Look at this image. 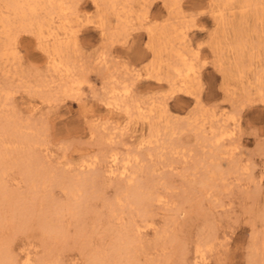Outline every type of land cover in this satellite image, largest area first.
Returning a JSON list of instances; mask_svg holds the SVG:
<instances>
[{
	"label": "rangeland",
	"instance_id": "rangeland-1",
	"mask_svg": "<svg viewBox=\"0 0 264 264\" xmlns=\"http://www.w3.org/2000/svg\"><path fill=\"white\" fill-rule=\"evenodd\" d=\"M70 1L75 12L70 24L78 32L69 39L67 54L69 62L74 59L70 65L79 85L74 84L69 96L55 92L60 80L49 67L46 54L32 33L20 32L7 55L0 56V124H16L21 132L32 134L37 142L31 149L39 165L62 175L61 180L96 173V190L82 217L64 213L63 237L48 238L38 213L69 198L56 185L31 194L19 168L12 166L5 177L7 188L22 193L38 209L20 222L0 202L4 218H0V246H8L18 260L29 251L36 260L32 264H87L93 251L109 250L115 229L129 225L134 218L139 225L129 244L134 264H196V246L205 239L207 264H264V100L256 91L264 84V0L247 4L243 0H177L174 4L169 0H132L127 33L113 39L102 33L92 0ZM149 26L158 36L153 43ZM3 41L0 32V47ZM155 49L159 52L156 61ZM172 49L193 60L197 70L190 83L193 93L171 92L163 78ZM100 52L106 56L104 63ZM137 72L141 74L138 77ZM117 81L130 83L128 101L143 109L133 106L126 113L105 103L107 90ZM6 91L7 99L3 96ZM230 115L236 123L238 152L243 150L239 153L242 168L200 193L197 180L205 169L209 146L198 140L195 129L199 127L210 138L212 131L231 127L232 121L224 120ZM167 120L174 121L176 128L167 127ZM151 125L158 136L141 144ZM4 140L8 150L19 145L15 138ZM24 143L17 147L21 161L28 148ZM110 151L131 155L133 166L127 177L107 176L104 169ZM93 157L97 162L91 170L81 166ZM128 177L153 185L162 200L153 202L145 216L126 208L121 218H109V205ZM252 256L259 260L253 261Z\"/></svg>",
	"mask_w": 264,
	"mask_h": 264
},
{
	"label": "bare ground",
	"instance_id": "bare-ground-1",
	"mask_svg": "<svg viewBox=\"0 0 264 264\" xmlns=\"http://www.w3.org/2000/svg\"><path fill=\"white\" fill-rule=\"evenodd\" d=\"M169 1H171L170 2L171 4L172 3L174 4V3H176L177 0H169ZM249 1L250 0H243L244 4H247ZM92 2L98 10V15H96V16H98L97 23H98L99 27L101 28V31L103 34L104 33L108 34L109 35L108 37L113 39L117 35H120L122 32L125 33V30L127 29V24L129 21L128 16L131 15V13H132V9L130 6L132 0H92ZM0 7H1V9H0L1 31L0 32L4 36V41L0 47V56L5 55V54L7 55V53L9 52V50L11 48V45L14 44L16 37L20 32L32 33L34 35V37L36 38V40L38 41L39 47L46 54V56H47L46 61L48 62L49 67L52 69V71L55 72V74L57 73V75L59 77L58 79L60 81L58 82L56 80L59 84H58L57 90L55 92H58L61 95L63 94V95L69 96V94H71L72 91H74L73 86H75L77 83L80 82V79H77L76 77H73L74 75H72L73 74V71H72L73 68H71L70 62L73 61L74 59L69 62V55L67 54L69 39L73 35H75V33L78 32L77 30H76L77 32L75 30H73L74 26H72L70 24V22H71L70 16H72V14L75 13L74 7H73V5H71V1L70 0H0ZM145 12H146V10H145ZM142 14H143V12H142ZM86 20H88V19H86ZM90 20H92V19H90ZM87 22L91 23L90 21H87ZM111 22L113 23V26L109 25V23H111ZM154 23L155 22H153V24ZM80 26H77V27L80 29ZM145 27H147V25ZM136 29H138V28L136 27ZM148 33H149L151 43H153L154 40H156V37H158L156 35V30L154 29V27L149 26L148 27ZM125 34H123V35H125ZM184 34H182V35H184ZM74 40H75V36H74ZM103 40H102V42H103ZM70 42H72V40ZM104 45L106 46L107 44H104ZM74 46L75 45H73L72 47H74ZM100 53H101V57H102V58H100V62L101 63L106 62V56L102 52H100ZM158 53H159L158 50L155 49L154 50V57H155L154 61H156L158 59ZM151 58H152V56H151ZM192 61H193L192 58L188 57L181 50L172 49V56L167 58V61H166L167 70H166L165 74L163 75L164 76L163 78H165L166 81L169 83V85L172 87L171 92L172 91H174V92L180 91V92H184V93H193L190 83H191L193 78L195 79L196 74H197V70H196ZM105 67L107 68L106 65H105ZM160 67H162V66H160ZM140 75L141 74L139 72L136 73V77H138ZM158 78H160V77H158ZM51 80H52V78H51ZM51 80L49 79L48 81H51ZM53 80H55V79H53ZM124 81H122V82H124ZM122 82L117 81L115 84H112V86L107 90L108 97L106 98L107 100L105 101V103L107 105L113 106L117 109H123L126 113H130V109L133 106L137 107V109H143L139 105H134V104L130 103L129 102L130 100L128 101V95L130 94V91H131L130 83H122ZM77 85H79V84H77ZM30 86H31V84H30ZM34 86L31 89H33ZM6 89H8V88H6ZM48 90H50V89H48ZM52 90H54V89H52ZM78 90H79V88H78ZM40 91H41V89H40ZM256 91L259 95V98L261 100H264V84H259L257 86ZM3 94H4L3 95L4 98L7 99L8 98V92L6 91ZM51 94L52 93H50L49 95H51ZM135 96H137V95H135ZM167 99H169V98H167ZM262 103H264V102H262ZM162 105H163L164 112H165L166 111L165 103ZM210 110H211V108H210ZM149 111L150 112L154 111L153 107H151L149 109ZM220 114L224 115L223 112ZM233 117L234 116L230 115L227 118H224V120L226 119L228 121V119H230L232 121V124H230L231 127L230 126L224 127L222 130H220L218 132H215V130L212 131V135L210 138H207L205 136V134H203V131L199 129V127H196V129H195L197 137L199 138L198 140H200L204 143L207 142V144L209 146L208 150L206 149L207 154L205 156L207 158V161L204 164L205 169L202 172V174L200 175V179L197 180V182L199 183V187L197 186L198 187L197 191L200 193L206 192L208 190L207 188L214 186L215 183L217 182V180L224 178L225 175L232 173V172H236L240 168H242V166H241L242 160L240 158L239 153H241L243 150L241 152H238V149L240 146H238V144L236 143V140H235V126H236L235 124L236 123H235V119ZM7 123L0 124V202H1V205L3 204L4 207H6L9 210L8 212L7 211L6 212L11 214L10 216L15 217V218L17 217V219L20 222L25 221V219L28 217L27 216L28 214H33L34 211L36 212L38 209L36 207V210H35L34 204L26 201L27 199H25L22 196V193H18V192L12 191V190L10 191L7 188V185L5 184V182H6L5 177L7 175L8 169L13 168L12 166H16L19 168V169L18 168H16V169H18L20 171L21 177L25 181L24 184L28 185V187H29L28 189H29L31 194L32 193L34 194V192L37 191L41 187H44V188L46 186H52L53 187L55 185L61 186V188L67 194V197L69 199L65 200V202H63V203L60 202V203H54V204H52V206L49 205L48 207H46V209H43V211H40L38 213V218H39L38 221H39L41 228L43 229V232L45 233V237L50 238L51 236H57V235H59L61 237L62 235H64V231H65V228L62 224V218H63L64 213H66L65 215L69 214V216L74 217V218H76V217L80 218L84 215L85 212H87V210L89 208L88 205L90 206L89 200L91 197L94 196V192L96 190L95 187H96V183L98 181V175L96 173H91V174L85 173V174L79 175L78 177H75V178H71V177L68 178L66 180V182H67L66 183L64 180L60 179V178H62L61 177L62 175L61 176L56 175L55 173L48 171L49 169L47 170V168L39 165L37 155L31 149V146H32L31 144H33L34 142H37L35 139H33L31 137L32 134L29 135L23 131L21 132L19 127L16 124H12V123L7 124ZM166 125L169 128L170 127L176 128V126H177L174 121L170 122L169 120H167ZM24 127L25 126H23V128ZM35 129H36V127H35ZM183 129L184 128H182V130ZM157 131L158 130L155 129L153 127V125H151L149 128L148 138L143 139L141 141V144L151 143L152 139L157 135ZM91 133H93V132H91ZM7 136L10 138H15L16 139L15 141H17L19 143V145H16L15 149L8 150V147H7L8 141L4 140V138ZM39 140H40V138H39ZM24 142H27L28 148H27V152L24 154L25 159L23 158L22 159L23 161H21V160H19L17 155L19 154L18 153L19 148L21 146H23ZM183 145H186V144H183ZM17 147H19V148H17ZM139 147H141V146L139 145ZM36 149H37V147H36ZM260 150H262V147ZM262 151H264V150H262ZM102 156H103V154H102ZM130 156L126 155L123 157V156L119 155V153L116 151H110V153L108 154V161H107L108 163H107L106 168L104 169V171L107 173V176L111 177V176L119 175L122 178L127 177L128 176L127 174L130 173V167L133 166V161H132V158ZM137 156H134L133 160L138 161ZM96 162H97V158L93 157L89 160L83 161L81 163V166H84L85 168H88V170H89L90 168H92L95 165ZM41 165H42V163H41ZM46 167H47V165H46ZM56 173H58V172H56ZM87 173H88V171H87ZM62 174H63V170H62ZM262 176H264V175H262ZM128 180L129 181H127L121 187L122 192L119 193L116 196V198L114 199V202H112L109 205V207H110V209H109V213H110L109 216L110 217L109 218H111V217L114 219L121 218V215L125 212L126 208L127 209H129V208L135 209L136 210L135 212H137L136 215H138V216H145L147 213L148 207L150 205H152L153 202H155V201L159 202L162 200V195L158 191H155L153 188V185H151L150 183L148 184L147 182L144 183V182H140V181H133L132 179H130V177H128ZM238 181H239V179H238ZM23 189H24V187H23ZM28 189H26V190H28ZM209 189H211V188H209ZM246 190L248 191V189H246ZM256 191H257V189H256ZM256 191H253V192H256ZM25 192H27V191H25ZM50 194H52L51 191H50ZM248 194H250V191H248ZM248 194H247V196H248ZM214 198H215V196H214ZM0 218L4 219L1 216H0ZM8 219L11 220L10 217ZM66 224H67V222H66ZM115 231L116 232H114L115 233L114 242L112 241V244H110L109 250L107 252L100 250V249L93 251L89 256L87 264H134L135 254L130 250L129 244L132 241V236L134 234L133 232L139 231V225L135 222L134 218H132L129 221V225H127V226L122 225V227L121 226L118 227L117 229H115ZM205 240L207 241L208 239H205ZM206 241H203L202 243H199L196 246V250H195L196 251L195 252L196 253V255H195L196 264H207L205 257H204L205 256L204 255V247L207 246ZM261 245H262V248H264V241H261ZM48 248H50V247H48ZM252 260L258 261L259 259L258 258L256 259V257L252 256ZM32 261H36V260H32V257L30 255L29 251L25 252L24 255H22L21 259L18 260L14 255L11 254L8 246H2V247L0 246V264H32ZM55 262H57V261H55ZM38 264H40V263H38Z\"/></svg>",
	"mask_w": 264,
	"mask_h": 264
}]
</instances>
